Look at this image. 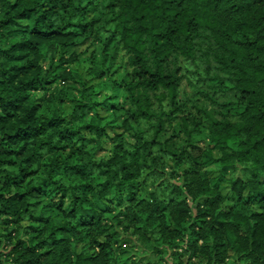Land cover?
<instances>
[{"label":"trees","instance_id":"trees-1","mask_svg":"<svg viewBox=\"0 0 264 264\" xmlns=\"http://www.w3.org/2000/svg\"><path fill=\"white\" fill-rule=\"evenodd\" d=\"M105 28L104 59L88 61L100 82L80 85L60 63ZM46 44L60 59L43 69ZM57 80L68 86L35 103ZM107 105L134 140L111 154L85 135L115 142ZM121 189L129 202L108 219L104 191L122 205ZM122 231L136 237L119 249ZM134 248L162 253L145 264H264V0H0V264H121Z\"/></svg>","mask_w":264,"mask_h":264},{"label":"rangeland","instance_id":"rangeland-1","mask_svg":"<svg viewBox=\"0 0 264 264\" xmlns=\"http://www.w3.org/2000/svg\"><path fill=\"white\" fill-rule=\"evenodd\" d=\"M91 17H92V14L87 15V20H90ZM28 23H29V20H22L21 21L22 25H25ZM109 29L110 28H107L105 31L103 30L101 33L97 32L98 29L97 30L94 29L92 31V33L88 36V39L86 40L85 43L78 45V46L70 47L66 50L64 57H63L64 61L62 59L63 62L60 63V67L63 68L64 71L70 73L73 81L80 80V83H79L80 85H81V82L85 83V84L86 83L99 84L100 81H98L94 78H91L93 76H92V74H90V69H91L90 67L92 64L96 65L97 63H99L100 58L104 59L103 58L104 41H105L106 37H108ZM117 41L118 40L115 39L114 44H116ZM38 51L42 55L39 59V62H40V65L43 69H46L50 65L51 61H52V64L54 65L55 63H57V60L60 59V50H59L58 46H56V44L54 46H51V47H49L48 44H46L43 49H40ZM30 53H31V57H34V53L33 52H30ZM88 61H92V64H89ZM125 61H126V57L124 56V52L119 48V50L117 52V56H116L114 63H113V67H112V71H113L112 76L117 81H121L124 77L126 78L127 69H126L125 64H124ZM104 64L107 65V63H104ZM68 83L69 82L65 83V81H63V80H57V82H55V84H53V85L52 84L49 85L48 83L42 84L38 88L32 89L30 91V94L32 95V98H34L36 100L35 103L41 104L46 100V98L50 94V92L53 91L56 87H66V86H68ZM13 84L14 85L18 84V78L16 79V81ZM76 87H78V85H76ZM114 92H117V91H114ZM77 93L78 92L75 91V95ZM95 93L97 94V100L99 101L103 98L102 97L103 95H105L106 93H110V92L106 88V90H102V89L96 90ZM98 97H99V99H98ZM221 99L227 100V96H223ZM116 101H120V100L118 99ZM109 107H110V105H107L105 107L104 106H97L96 110L102 116L103 121H105V122L111 121L110 123H112L111 124L112 126H107V131H108V134L110 136L114 137L115 142L114 141L110 142L105 137L96 138L93 133L92 134L86 133L85 128L81 129V132L86 133L85 135H87V137L94 139V141L93 142L91 141V142H92V144H95L94 145L95 147H102L103 153H105V154H111V152L113 150L112 145L116 144L117 142H120L121 138H125L131 143H133V141H134L133 138L131 137V132L133 131V128H131L132 124L128 123L129 124V126H128L125 124H119V122L122 123L120 119H114L113 120V117L111 115L109 116V109H108ZM71 109H72L71 105L66 104L64 106V108L61 110L64 114H66ZM181 145L184 146L183 144H181ZM207 146H208L207 140H200L194 146H192L190 150H191V153L193 155H197ZM167 163L171 164L170 162H167ZM182 169H188V166L187 165L182 166L180 168V170H182ZM164 170L167 172L170 171V170H167L166 168ZM170 179H171V177H170ZM175 179L178 180L177 178H174L173 181H175ZM221 190L224 193V195L226 196V199H228L229 201H234V199H233L234 194L230 190V188L227 184H225V183L222 184ZM122 191H123V189H121V197H122L121 199H123L122 203L123 202L128 203L129 202L128 199L130 198V195L127 194L126 192H122ZM104 194L105 195L102 196V200L104 202H106L107 208L112 209L110 214H108V216H107L108 219H111L112 215H116L120 211L121 207H123L126 204L125 203H123L122 205L118 204V200H117L118 197L114 196L115 194H113V193H109V192L104 191ZM198 201H201V199ZM104 202H102V203L106 206V204ZM195 202H197V201H195ZM119 225H121V226H117V228L119 231H121L122 226H125L124 221L120 220ZM123 233L124 234L121 237V239H119V241L116 243V247L119 249L121 247H123V248L127 247L128 244L132 245L131 242L136 237V236H133V238H132V237L128 236V231H124ZM200 243H201V241L198 242V244H200ZM134 249L132 251H127L124 255L123 254L121 255V258H122L121 264H130V262L129 263L123 262V259L125 257H129V258L132 257L131 260L135 258V261L137 262V260H138V262L140 264H145L148 262L152 263V262H155L156 260L159 261V259H161V257H162V253L159 255L153 256L154 255L153 252L152 253L151 252L145 253V252H142L138 249H135V250ZM173 249H175V251L178 250L176 248H173ZM171 252H172V250H171ZM167 256H166L167 261L163 262V264H172V261H173L172 260V258H173L172 254L168 253ZM181 256L184 258V264H188V262H186L187 253H183V254H181ZM200 257H202V256H200ZM164 259H165V256H164ZM198 259L199 258H197V257L192 258V260L195 262V264H202L198 261ZM196 262H198V263H196ZM139 263H136V264H139ZM221 264H237V263L234 261V258L230 256V257L226 258Z\"/></svg>","mask_w":264,"mask_h":264}]
</instances>
